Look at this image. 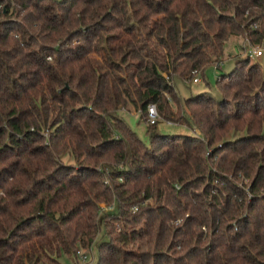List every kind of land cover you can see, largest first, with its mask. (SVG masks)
I'll list each match as a JSON object with an SVG mask.
<instances>
[{
  "label": "trees",
  "instance_id": "trees-1",
  "mask_svg": "<svg viewBox=\"0 0 264 264\" xmlns=\"http://www.w3.org/2000/svg\"><path fill=\"white\" fill-rule=\"evenodd\" d=\"M0 6V264H264V68L179 98L230 38L264 41V0ZM150 105L202 137L144 142L120 113Z\"/></svg>",
  "mask_w": 264,
  "mask_h": 264
},
{
  "label": "rangeland",
  "instance_id": "rangeland-1",
  "mask_svg": "<svg viewBox=\"0 0 264 264\" xmlns=\"http://www.w3.org/2000/svg\"><path fill=\"white\" fill-rule=\"evenodd\" d=\"M252 29H257V23H254L251 25ZM253 48H259L262 50V56L257 59H250L251 64H259L261 68H264V41L258 44H254L253 42H250L246 35H239L234 36L229 39L225 43L224 46V52H223V59L221 62H219L216 67H210L205 72V78L199 74L196 73L192 80L187 83V88H180V94L179 98L180 100L185 99L189 96H195L197 94H200L202 92H210L213 95H217L216 93V82L220 79V76L224 74H229L232 69L234 68V60L235 58H244L246 56V51L248 49ZM194 79H197L198 82H194ZM171 102V100L169 99ZM173 105V104H172ZM174 107V106H173ZM175 109V107H174ZM176 111V109H175ZM157 112V111H156ZM120 115L126 120V122L129 124V126L138 134V136L144 141L147 142V136L145 134L146 125L150 124L147 121V117H141L140 112L135 111L131 108H127L124 111L120 113ZM158 115V114H157ZM155 123H158V129L161 133L167 134V135H175V134H189V135H195L198 137H202L200 134V131L196 128L189 129L186 127V125H183L179 122H173V121H164L160 119V117H157V120ZM234 137H241L244 135L243 132L238 133H231L230 136ZM227 136V137H228ZM226 137V138H227ZM233 137V138H234ZM63 161L67 163H73L72 158L69 156H64ZM101 208L103 212H111L112 207L105 206L104 204L101 205ZM88 252V259H86L85 262L81 264H95L96 263V248L93 246L90 251L83 252L85 255ZM76 255V254H75ZM77 258V256H76ZM60 264H75L70 259L66 258L65 256L60 259Z\"/></svg>",
  "mask_w": 264,
  "mask_h": 264
},
{
  "label": "built area",
  "instance_id": "built-area-1",
  "mask_svg": "<svg viewBox=\"0 0 264 264\" xmlns=\"http://www.w3.org/2000/svg\"><path fill=\"white\" fill-rule=\"evenodd\" d=\"M0 9H1V6H0ZM263 54H262V50L259 49V48H251V49H248L246 51V56L248 59H257L259 57H261ZM194 82H198L197 79H194ZM157 112H156V108L154 105H150L148 106L147 108V121L150 123V124H153L156 122L157 120ZM83 250L81 249H78L76 251V256H77V261H78V264H81L83 262L86 261V259H88V252L86 253V255L84 253H82ZM83 252H86V251H83Z\"/></svg>",
  "mask_w": 264,
  "mask_h": 264
}]
</instances>
